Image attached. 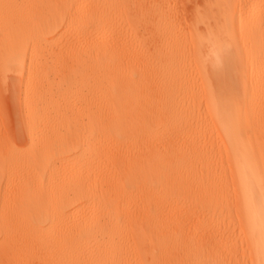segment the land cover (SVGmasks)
<instances>
[{
  "label": "bare ground",
  "instance_id": "1",
  "mask_svg": "<svg viewBox=\"0 0 264 264\" xmlns=\"http://www.w3.org/2000/svg\"><path fill=\"white\" fill-rule=\"evenodd\" d=\"M0 264H264V0H0Z\"/></svg>",
  "mask_w": 264,
  "mask_h": 264
},
{
  "label": "rangeland",
  "instance_id": "2",
  "mask_svg": "<svg viewBox=\"0 0 264 264\" xmlns=\"http://www.w3.org/2000/svg\"><path fill=\"white\" fill-rule=\"evenodd\" d=\"M188 3V2H187ZM186 12H188V4H187V7H186ZM4 107H6V103H4ZM7 108V107H6ZM4 111H5V108L3 109ZM2 112L3 114H9V112H8V108H7V110H6V112H8V113H6V112Z\"/></svg>",
  "mask_w": 264,
  "mask_h": 264
}]
</instances>
